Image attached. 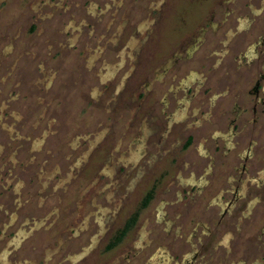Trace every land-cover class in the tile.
Returning a JSON list of instances; mask_svg holds the SVG:
<instances>
[{
  "label": "flooded vegetation",
  "instance_id": "af4514ba",
  "mask_svg": "<svg viewBox=\"0 0 264 264\" xmlns=\"http://www.w3.org/2000/svg\"><path fill=\"white\" fill-rule=\"evenodd\" d=\"M130 1L131 3L141 2L146 7L148 4L149 9L157 5L154 8L157 11L156 13L160 15L163 4L169 0ZM186 1H190L191 4L195 0ZM204 1L207 3L210 0ZM10 2L11 0H0V3H3L4 10L5 6L7 7V13L9 14L12 8H15V12L17 10L16 6L10 4ZM66 2L68 1L58 0L57 6L60 10H65L66 7V10L69 9L70 3L66 5ZM215 2L220 1L216 0ZM50 3V1H45L44 5L52 6ZM61 3L66 6L65 9L60 5ZM228 3H231L232 6L225 7L223 5L224 9L221 13L224 16L223 21L214 22L212 20L214 14L208 12L207 15L201 16L200 22L196 19L195 23L198 26L185 31L181 38H179L181 33H173V38L167 41L169 42L166 47L168 49L163 50L162 58L161 45L157 46L158 50L154 49L149 54L150 45H148V41L150 35L145 37L139 35L145 28L126 26L125 21L127 22L130 19V15L123 17L121 13H127L128 6L123 11L117 9L118 12L112 13L113 11L109 10L107 4L106 9L99 13L98 21H94L96 25L92 26L93 31L91 32L88 30L90 27L84 21L82 22L83 25L79 26V31L82 26L83 30L85 28L89 39L95 31L96 36L94 38H96L97 43L93 45V48H96V51L100 50L99 57L105 53L103 55L104 59L110 60V63H107V61L104 63L107 71L102 74L103 78H106L109 74L115 73L114 75H116L117 69L124 67L127 68L126 77H130L135 69H140V66H138L140 63L145 68L144 66L148 67L147 60H157L160 62L158 65L160 67L156 69L157 71L153 73L151 79H149L150 76L145 75V79L149 80L144 79L143 88H145V94L151 96L157 90L155 89L156 84L160 86L163 84L162 87L164 88L161 96L157 98L158 113H153V108L151 110H148V108L143 109L145 102H141L142 104L137 107L140 113L137 112L138 114L135 113V115L133 112L131 121L134 124L132 126H140L138 129L139 132H142L141 137L133 139L129 148L124 151L120 148L123 139H119L118 144L116 143L113 146V153H108V156L114 159L112 163L108 161L110 164L108 173L110 175L116 173V177L103 188V190L108 189L110 191V195L105 197L107 204L91 201L90 203L93 206L85 213L86 220L92 214L96 217L100 213L99 217L95 219L104 227L107 225L105 227V232L107 234L109 232L105 244V251L107 252L115 250L127 238H131L132 248L130 251L133 248L139 249L142 247L138 252L135 250L136 253L134 252L132 257L138 256L139 253H145L147 252L145 248L151 245L153 241L151 240L150 244H145L144 240H148L149 234H154L157 227L161 226V230L157 233L158 243L152 253L146 255L143 264H246L245 259H241L237 263H229V258L231 254L238 253V250L233 252L232 244L238 242L236 236L242 232L245 214H248V217L254 215V218L257 219L256 217L260 216L261 210L258 207L264 204V138L262 139L261 132L260 136L255 135L258 130L257 126L254 125L256 119L250 120L245 114L246 111H251L254 116L258 117L259 114L264 113V27L258 29L257 24L254 27L252 23H255V21L253 20L251 23L250 19L248 20L250 25L245 26L244 21L249 17L244 15V17L237 18L240 24L236 28L233 24L229 26V31L227 26L223 39L216 40L213 37L209 39V28L220 27L219 23H228L230 14L236 11L238 0H228ZM124 5L126 3L120 0L118 6L123 7ZM39 6H43L41 1H39L38 6L33 7V10L37 11ZM130 7L131 11H141L140 6H137V4H132ZM242 7L247 8L248 12L256 11L255 8H257L258 11L253 12L254 15H257L264 12V0H246ZM106 15L111 18L112 21L108 22L114 25V31L110 26L103 25L105 20L102 18ZM148 15L150 14L148 13ZM31 27L34 31L36 25L32 23ZM244 30H251L252 38L245 42L242 41L243 38L241 37L240 42H232L233 37ZM12 32L10 31V33ZM48 33L50 35L46 37H56L55 31H49ZM31 38L32 35L21 39L24 45L26 43L30 46L23 48L25 55L18 58L12 67L13 71L18 69L19 76L16 77H19V79L16 80L17 84L15 85L21 87V91H26L21 96L30 97L25 102L30 110L35 105V101H33L35 96L32 95V91L35 89L36 92L38 91V88L34 89L32 83L36 86L39 72L42 73L41 68L39 71L37 69L38 66L35 63L37 57L33 56L36 53L31 49L32 47L39 49V47L29 43L33 40ZM165 39L162 36L157 38L159 41ZM202 45L206 46L204 50ZM90 48L85 47L86 50ZM198 52H200L199 59H201V63L197 65L196 62V66L194 65L195 56ZM113 58L119 59L120 62L116 63L117 61ZM63 60L58 61V63L64 65L62 75H65V73H69V75L77 74L78 76L86 74L83 69H79L80 63L78 60L73 59L69 62H62ZM90 61L93 62V59H90ZM112 62H115L118 66L116 69L111 64ZM173 66L176 67L178 74L173 77V82L170 83L167 72ZM9 75L11 76V74ZM86 80L92 82L91 77ZM125 82L126 79H123L117 93H119L121 87L122 92L129 93L126 85H124ZM132 88L133 86H131V92H135ZM140 90L142 89L137 88V92ZM78 97L79 93L77 91L70 99H65L69 103H74ZM61 106L62 109L59 114H71L68 105L64 103V99ZM80 112H83V109ZM92 114L91 126H95L97 115ZM11 117L13 119L10 120L9 117V120L12 124L18 123L19 128L26 129V124L23 126L21 120V122L18 121L13 115ZM61 118V128L71 138L72 132L69 133V130L73 127V117H69V119L66 117L65 119L64 116H61ZM52 121L54 122L53 118ZM81 121L85 122L84 117ZM37 127H41V125L37 123ZM179 130H181V136L186 135L183 142L181 137L173 139L174 136H178ZM199 130L204 132L199 134ZM196 133L201 138L198 145L206 149V154L198 157H181L182 150L188 151L195 144ZM16 135L17 138H0V147L2 148L0 149V264L2 258L6 262L10 258L13 263L19 260L18 264H28L33 260L29 255L30 252H26L21 256L23 242L26 239L34 238L36 235H39L40 239L44 238L45 232L52 229L56 224L53 220L50 224L47 223V219L53 213H56V220L62 219L58 223L68 221L65 218L67 213L64 214L65 212L60 210L58 204L65 200V195L73 186H75L74 191L78 192V196L84 198L86 192L82 190V184L85 186L93 180L91 174H95L93 172L100 154L98 150L96 153L88 150L81 156L80 152L84 150V147L78 145V152L77 147L74 148L71 144V139H61L60 145L59 142H55L54 136L43 139L42 143H47L50 147L42 150L35 147L36 138L32 140L30 146L31 138L21 137L19 133ZM96 137L97 133L94 135V140ZM55 144L58 145L56 152H54ZM71 150L73 151L70 152ZM73 152H78V162H73L74 164L70 163L71 160H69ZM233 152L234 156L230 161L228 158ZM170 155H173V157L169 158ZM164 160L170 168V165H173V169L179 167L178 177L181 178L182 182L180 183L183 184V187L175 191L174 200H166L159 195L161 200L159 204L162 205L160 212H158V209L156 218H151V215L155 212L154 209L151 212L150 208L156 198L160 184L159 179H154L153 185L136 198L133 209L127 213L122 223L117 224L116 219L120 215V211H118L116 200L120 202V205L121 203L124 204L132 197L131 192L133 191L129 187H124L122 180L133 175L138 179L135 181L142 180L144 177L149 178L151 174L156 173L157 167ZM54 161L55 163H53ZM230 166L232 167L230 168ZM47 167L53 169L47 171ZM224 167L227 168L224 170ZM97 173L107 175L106 171L101 172L100 169ZM33 174H35V182L32 179ZM49 178L51 181L53 179L56 185L52 186ZM15 180L17 181L16 185H14ZM217 183H219L217 197H213L208 201L204 211L208 212L212 210V207L216 208L218 205L220 207L219 212H214L213 216L209 212L207 218L204 217L205 220L197 221L185 237L182 227L190 222L188 216L192 212L193 199L197 195H202L205 188L213 187ZM79 187L81 189L78 191ZM113 190L120 193L118 198L116 196L115 198L112 197ZM165 190H162L161 194H164ZM100 193H102L101 190L98 194ZM183 198L189 200L184 201V205L180 208L175 207L172 214H168L167 205H178ZM54 199H57L58 204L56 207H53ZM86 204L88 205V202H84L83 206ZM83 206H81L82 211L86 209ZM71 214L73 213H69V216ZM41 215H45V217L37 219ZM144 215L146 217L143 218ZM154 219L156 220L154 221ZM250 219L253 220V218ZM141 220H143V224L140 228H137ZM27 226H30L28 231L25 229ZM143 228L146 229L145 234L142 233L139 241L132 243L133 234L137 233L135 229L143 230ZM24 230L26 233H23ZM261 230L263 232L264 227ZM255 238L256 240L248 239L254 242L264 241L261 234H257ZM240 242H242V239H240ZM37 245H31V253L36 250ZM176 245L181 248L174 250L173 248ZM85 252L89 253L90 251L86 248L82 254L77 255V260L85 257ZM45 254V259H52L48 253ZM58 264H61V261ZM252 264H264V262L261 258H255Z\"/></svg>",
  "mask_w": 264,
  "mask_h": 264
},
{
  "label": "rangeland",
  "instance_id": "374dc122",
  "mask_svg": "<svg viewBox=\"0 0 264 264\" xmlns=\"http://www.w3.org/2000/svg\"><path fill=\"white\" fill-rule=\"evenodd\" d=\"M39 1H41L43 6H39L37 11L33 10L35 5H39ZM45 1H50L52 6L44 5ZM67 1L68 2H66V5L70 3L68 10H66L67 7L64 6V4H60L63 9L66 7L65 11L62 9L60 10L57 6L58 0H11L10 4L16 6L17 10L15 12V8H12L10 14L7 13V7L5 6L4 10L3 3H0V138H17L16 134L19 133L21 137L31 138L30 146L32 145V140L36 138L37 142L35 141V147L46 150L48 147H50V145L47 143H42L43 139L54 136L55 142H59V144L61 143V139H71V144L74 148L77 147L78 152V145H80V147H84V150L80 152L81 156L84 155V153L88 150L92 152L95 151V153L98 150L100 153L93 172L95 174H91L93 180L89 181V183L85 186L82 184V190L86 192L84 198H81L80 195L78 196V192L74 191L75 186H73L65 195V200L63 202H59L58 204L57 199L53 200V207H56L58 204L60 210L65 212L64 214L67 213V217L65 218H67L69 222L65 220L64 223H58L60 219L56 220V213L50 215L49 219H47V223L50 224L52 220L55 221L56 224L54 227L45 232V236L42 239L39 238V235H36L34 238H30V240L26 239L21 246V256L26 252H30L29 255H31V259L33 260L28 264H58L60 261L61 264H143L146 259V255L151 254L154 250V247L158 243L159 238L157 233L161 230V226L157 227V231L154 234H149L148 240H144L145 244H150L151 240L153 241L151 245L145 248V250L147 249V252L139 253V255L137 254L138 256L133 258L132 254L134 252L136 253L135 250L138 252L142 247L139 249L133 248V252L130 251L132 248L130 244L131 238H127V240L115 250L108 252L105 251V244L107 242L106 240H108L109 237V232L108 234L105 232V227L107 225L104 227L95 219L99 217L100 213L96 217L92 214V216H90L87 220L85 219V213L88 211V209H91V206H93L90 203L91 201H93V203L97 201L98 203L107 204L105 197L110 195V191H108V189L103 190V188L108 185V183L110 184L116 177V173H113V175L108 173V169L110 168L108 161L111 163L114 162V159L108 156V153H113V146L119 139H123L122 147L120 148L124 151L129 148V145L133 139L141 137L142 132H139L138 129L140 126H132L134 124L131 121L133 112L134 114L140 113L138 112L137 107L142 104L141 102H145L143 109L148 108V110H151V108H153V113L159 112L157 107V98L161 96V92L164 89L162 87L163 84L161 86L156 84L155 89L157 90L154 91V94L152 93L153 95L151 96L150 94H145L143 81H148L151 79L153 73H155V71H157L156 69L160 67L158 66L160 62L157 60H147L148 67L144 66L145 68H143L142 63H140V65H138L140 66V69H135L132 73L133 75L130 77H126L127 68L124 67L121 69L118 68V71L115 70L117 71L116 75H114L115 73L109 74L106 78H103L102 74L106 73L107 71V67L104 65V63H106L105 61L110 63V60L104 59L103 55H105V53L101 54V57H99L100 50L96 51V48H93V45L97 43V40H95L96 38H94L96 36L95 31L93 36L89 39L85 28L83 30L82 26L79 31V26L83 25L82 22L84 21V23L90 27L88 30L91 32L93 31L92 26L96 25L95 22L99 19V13L106 9L107 4L109 6V10L113 11L112 13H115L116 11L118 12L119 10L117 9H121L120 11H123L128 6V12L121 13L123 17L130 15V19L127 22L125 21L126 26H136L138 28L141 26L143 29L145 28V30L139 35H144V37L146 35H150L148 41V45H150L149 54L154 49L158 50L157 46L161 45L160 48L162 50V58L163 50L168 49L166 48L169 44L167 41L173 38V33H181V36L179 37L181 38L185 31L189 29L192 30V27L194 29L195 26H198V24L195 23L196 19H198L200 22L201 16L207 15L208 12L214 14L212 18L214 22H218V20L223 21L224 16L221 15L224 9L223 5L225 7H230L232 5L231 3H228V0H219L220 2L217 3L215 2L216 0H210L207 1V3L204 0H195L191 4L189 3L190 1L187 2L186 0H169L163 4L160 15H158L156 13V9L154 8L157 5L149 9L148 4L146 7L145 4H143V6L142 3L138 1L131 3L129 0H121L126 3V5L123 7L118 6L120 4V0ZM245 1L246 0H238L236 11L233 14H230L228 23H219L220 27L216 26L213 29L211 27L209 28V39L212 37L216 40L223 39L225 34L224 31L227 30V26L229 31V26L233 24V26L236 28L237 25L240 24L237 18L244 17V15H248L249 17L246 19V21H244L245 26L250 25L248 23V20L250 19L251 23L253 20L255 21V23H252L254 27H256L255 24L258 25V29L260 27H264V12L254 15L253 12L256 13L258 11L257 8H255L256 11L248 12L247 8L242 7ZM132 4H137V6H140L141 11H131L130 6ZM146 8L147 10H145ZM19 13L21 14L20 16ZM148 13L150 15H148ZM102 19L105 20H103V25L110 26L114 31V25L108 22L112 21L111 18L107 17L106 15ZM32 23L36 25L34 31H32ZM94 29L96 30L95 27ZM148 30H150V33ZM10 31L13 32L10 33ZM49 31H55L56 37H46L47 35H50L48 33ZM250 32L252 31H242L239 35L233 37L232 42H240L241 37L243 38L242 41L246 42L249 38H252V34ZM31 35L33 40L29 43L35 47H39V49L33 47L31 48L36 53V55H33L37 57L35 63L38 66V71L42 69V73L39 72L37 85L35 86L34 83H32L34 89L38 88L37 92L36 89L32 91V95L35 96V98H33L35 105L31 110H36L34 112L27 108L25 103L30 99V97L21 96L26 91H21V87L15 85L17 84L16 80L19 79V77H16L18 75V69H15L14 71L12 70L16 60L25 55V50L23 48L30 46L26 45V43L24 45L21 39H25ZM125 36L128 37L126 34ZM160 36L166 38L167 40H157V38ZM86 46L91 48L86 50ZM202 48L204 50L206 46L202 45ZM199 55L200 52L196 53L194 65H196V62L197 65L198 63H201ZM62 59H64L62 62H69L73 59L78 60L80 63L79 69H83L86 74L78 76L77 74L69 75V73H65V75H62L64 65L62 63H58V61H61ZM90 59H93V62L90 61ZM113 59L116 60L117 58ZM116 61V63L120 62L119 59ZM111 64H113L115 69L118 67L115 62H112ZM188 64L190 63L188 62ZM175 68L176 67L173 66L167 72L169 74L168 78L170 83L173 82V77L178 74ZM9 74H11V76ZM145 75H148V77L150 76V78L145 79ZM90 77L92 79L91 83L89 82L90 80H86ZM123 79H126L124 85H126V88L129 91V93L127 92L126 94L124 91L122 92V87L119 90V93H117L118 87L120 86ZM246 83L248 84L247 80ZM50 85L51 87L49 88ZM131 86H133L132 89L135 90V92L133 90V92H131ZM137 88L142 90L137 92ZM77 91L79 93V97L74 101V103H69L65 98L70 99V97L75 95ZM63 99L64 103L68 105V109L70 110L71 114H59V111L62 109L61 102ZM81 109H83V112H80ZM91 114L95 116L97 115L95 126H91L93 119ZM245 114L250 120L253 118L256 119H254V125L255 127L257 126L258 130L256 131V134L254 130L253 132L257 136L262 134L261 136L263 139L264 113L259 114L258 117L254 116L251 111H246ZM11 115H13L18 121L21 120L22 122H20L23 126L26 124V129L22 130L19 128V124L17 122L15 125L12 124L10 122V120L13 119ZM61 116H64L65 119L66 117L68 119L69 117H73V127L69 130V133L72 132L71 138L70 135L67 136V134L61 128ZM83 117L85 120L84 123L81 121ZM52 118L54 122L52 121ZM37 123L40 124L41 127L36 128ZM180 131L181 130H179L178 136H174L173 139L181 137V141L183 142L186 138V135L183 134L181 136ZM203 132L204 131L199 130L198 133L202 134ZM95 133H97L98 138L96 137L94 140ZM199 134L196 133L195 144L190 148V150H182L181 157H198L200 155L206 154V149L198 145L201 141ZM57 148L58 145L55 144L54 152L57 151ZM0 149L2 148L0 147ZM72 151L73 150L70 152ZM78 152H73L71 158L69 159L71 160L70 163L78 162ZM233 156L234 152L228 159L231 161ZM170 157H173V155H170L169 158ZM53 163H55V161ZM170 166L171 168L164 160V162L162 161L159 164V167H157L156 173L151 174L149 178L144 177L142 180L140 179L139 181H135L138 179L133 175L132 177L128 176L125 180H122L124 183L123 186L129 187L133 191L131 192L132 197H130L127 202L125 201L124 204L121 203L120 205V202L116 200L119 209L118 211H120V215L116 219L117 224L120 225L122 223L127 213L133 209L136 198L139 197L144 190L149 189L153 185L152 183L154 179H159L160 184L156 198L152 202L150 208L151 212L152 209H154L155 212L153 215H151V218H156V212L158 209V212H160V207L162 205L159 204L161 202L159 195L161 198L164 197L166 200H174L173 198L176 194L175 191L181 189L183 184L180 183L182 181L181 178L178 177L179 167L177 166L178 168L176 167L173 169V165ZM231 167L232 166H230V168ZM226 168L227 167H224L223 169L225 170ZM52 169V167L46 168L47 171H51ZM99 169L101 172L106 171L107 175L98 174L97 171ZM34 176L35 174H33L32 179L35 182ZM181 177L184 178L183 176ZM50 182H52V186L56 185V183L53 182V179L52 181L50 179ZM16 184L17 181L15 180L14 185ZM218 185L219 183L215 184L213 187H210L211 189L205 188L202 195H197V197L193 199L194 204L191 205L192 212L188 216L190 222L183 225L182 227L185 237L186 234L191 231L192 226H194L197 221L205 220L204 217L207 218L209 212L212 216L214 212H219L218 210H220V207L218 205L216 208L212 207V210L208 212L204 211L208 201L213 197H217L216 193ZM80 189L81 188L79 187L78 191ZM99 190H101L102 193L98 194ZM162 190H165L164 194H161ZM111 194L113 198H115V196L118 198L120 195V193H116L114 190ZM188 200L183 198L178 203V205H167L166 209L168 214H172L175 210V207L180 208L182 205H184V201L187 202ZM84 202H88V205L86 204L83 206ZM81 206H83V208L86 207V209L82 211ZM258 208L261 210L260 216L256 217L257 219L254 218V215H250V217H248L249 215L245 214V217L243 218L244 221L242 224V232L236 236V240L238 242H233L232 244L233 252L238 250V253L230 255L229 263H237L241 259H245L246 264H252L255 258H261V260L264 262V241L254 242L249 241L248 239L251 238L256 240L255 236L257 234H261L264 237V230L263 232L261 230L264 227V204ZM71 212L74 214V217L73 214L69 216V213ZM43 217H45V215H41L37 219H42ZM144 217H146V215H144L143 218ZM250 218H253V220L251 221ZM155 220L156 219H154V221ZM142 224L143 220L140 221V224L137 228H140ZM25 229L28 231L30 226L25 227ZM135 230L137 233L133 234L132 243L139 241L140 235L142 233L145 234L146 232V229L144 228L143 230ZM23 233H26V231L24 230ZM239 238L242 239V242H240ZM140 243L142 242L140 241ZM32 244H38L35 248L36 250H33V253H31L32 248H30ZM86 248L90 252H85L84 254H86V256L77 260V255L82 254ZM179 248L181 247L176 245L173 249L178 250ZM45 253H48L52 259H45ZM45 260L47 261L44 262ZM18 262L19 260L13 263V261L11 262L10 258H8L7 262L3 258L1 259V264H18Z\"/></svg>",
  "mask_w": 264,
  "mask_h": 264
}]
</instances>
